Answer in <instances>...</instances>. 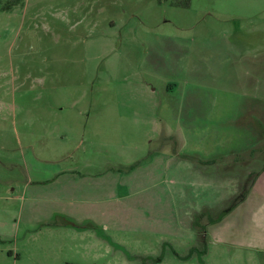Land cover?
<instances>
[{"label": "rangeland", "instance_id": "obj_1", "mask_svg": "<svg viewBox=\"0 0 264 264\" xmlns=\"http://www.w3.org/2000/svg\"><path fill=\"white\" fill-rule=\"evenodd\" d=\"M256 104L264 0H0V248L18 264H264L195 232L199 208L241 196L219 158L256 145ZM203 145L204 174L184 157Z\"/></svg>", "mask_w": 264, "mask_h": 264}, {"label": "crops", "instance_id": "obj_2", "mask_svg": "<svg viewBox=\"0 0 264 264\" xmlns=\"http://www.w3.org/2000/svg\"><path fill=\"white\" fill-rule=\"evenodd\" d=\"M257 106L258 104H256L255 106L256 113L258 111L264 110L262 109V105L261 108ZM157 109L158 107L155 106L152 111L153 114L154 112L156 113ZM160 109H158V113H162V110ZM170 116V113H167L166 118ZM261 119L256 118L260 126V129H257L260 138L255 146L243 147L241 153L240 150H238L236 157H234V153L230 154L228 152L226 156L219 158V160L225 161L224 163L227 164L225 169H227V171L233 176H238L242 181L241 183H244L242 184L243 187L241 186V196L235 197L233 205L223 211L220 215H217L218 211L215 212L210 206H205L201 209H198V211L195 213V215L198 216L196 220L197 230H195L197 235V242H203L202 237H204L205 240L209 237L214 241H220L221 244H228L231 245V247H235L238 249L247 248L251 251H264V146H262V129L264 121H261ZM163 123L167 125L169 122L167 120H163ZM156 125H158V122L156 123ZM179 144L180 143H177V141L174 142V144H172L173 149L175 150L179 148ZM182 148H184V145L182 146ZM191 150L199 151V153H203L204 155L199 156L198 154L197 156L196 154H184V157L186 159H189L191 168H195V170L203 169L202 174H204L205 170V166L201 168L202 164L206 165L210 162H217L216 158L206 160V156L208 155L207 153H209L210 155L214 151L213 147L211 148L210 145L198 146L197 148H192ZM146 153V155H150L148 154V152ZM180 155L181 153L174 152L171 157L174 158ZM256 162L259 163V169L256 171V173L250 171L244 172V169L250 170L249 168H244V166H248L250 164L252 165ZM137 165L138 164H136L135 166ZM224 177L227 178L226 174L223 176V178ZM62 191L64 193L66 192V190ZM76 192H78L77 189L75 190V193ZM63 198L64 199L61 202L63 205L61 206V209L57 211L56 215L63 217H58L60 218V221H73L77 217L75 214V210H79L78 208H80L77 205L73 204V202H80L81 199H79L78 201L72 200L71 204H73V207L72 210H70V207L67 206L69 202L65 200L66 196L64 195ZM203 216L207 218V221L205 222L207 223V228L206 226H201L200 224V219ZM227 216L231 217V224H229L228 222H223L224 218H226ZM214 217H217V219H215ZM48 221L49 220H47L46 222ZM60 221L56 222V224L63 226L64 224ZM230 232L247 233V237L242 236V241H235V235L233 239L232 237H222L223 235H226ZM7 250L8 249L4 247L0 248V254H2L0 255V263L18 264V262L23 258L18 250H9V256L5 254Z\"/></svg>", "mask_w": 264, "mask_h": 264}, {"label": "trees", "instance_id": "obj_3", "mask_svg": "<svg viewBox=\"0 0 264 264\" xmlns=\"http://www.w3.org/2000/svg\"><path fill=\"white\" fill-rule=\"evenodd\" d=\"M192 250H193V249H191V250H190V251H191V253H192Z\"/></svg>", "mask_w": 264, "mask_h": 264}]
</instances>
